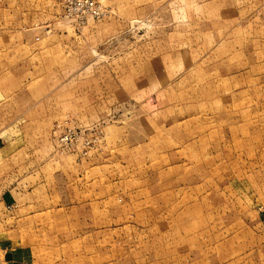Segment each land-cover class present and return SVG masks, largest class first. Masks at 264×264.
<instances>
[{
  "label": "rangeland",
  "instance_id": "374dc122",
  "mask_svg": "<svg viewBox=\"0 0 264 264\" xmlns=\"http://www.w3.org/2000/svg\"><path fill=\"white\" fill-rule=\"evenodd\" d=\"M99 1L0 0V190L62 208L28 264H264V0Z\"/></svg>",
  "mask_w": 264,
  "mask_h": 264
},
{
  "label": "crops",
  "instance_id": "0c3cea01",
  "mask_svg": "<svg viewBox=\"0 0 264 264\" xmlns=\"http://www.w3.org/2000/svg\"><path fill=\"white\" fill-rule=\"evenodd\" d=\"M44 1V0H43ZM37 2V1H36ZM27 6L24 9H31L38 6L37 3L26 4ZM43 4H41V7ZM23 9V8H22ZM29 9V11L31 10ZM13 10V7L11 8ZM29 11H27V18H29ZM25 13V14H26ZM1 14V13H0ZM2 16L0 15V32L8 31L10 32H18V29L27 30L26 27H17L14 20V17L11 16L8 18L9 24L6 27L5 20H2ZM5 19V18H4ZM15 50H22L30 52L29 55L23 56L21 66L24 65L25 72H30L33 69L31 65V52L32 49L28 45V43H15L13 44ZM3 47V46H0ZM5 47L9 49L10 44H6ZM1 48L0 50H2ZM30 78V77H29ZM28 79V76L25 78ZM3 96H0V104L3 103ZM1 110V108H0ZM1 115V112H0ZM2 126V124L0 123ZM0 126V129H1ZM1 142V141H0ZM2 143H4L2 141ZM2 145V144H1ZM1 162V159H0ZM5 174H18L15 170L6 172ZM21 174H27L21 173ZM53 175V174H51ZM31 185V186H30ZM29 187H9L4 190H0V250H3L5 253V263L4 264H28L34 257H37L36 251H32L31 247L27 245L26 234L28 230L32 228V224L30 220L38 217L41 218L43 214H46L50 210H61L60 200L58 194L56 196H52L53 199L58 198L55 204H51V196L48 187V183L45 182V177L43 175L37 176L34 178L32 184ZM12 205V209L8 210L7 206ZM31 241V240H30ZM33 241V240H32ZM1 252V251H0ZM46 255L41 253V257L44 258Z\"/></svg>",
  "mask_w": 264,
  "mask_h": 264
},
{
  "label": "built area",
  "instance_id": "2783aa9c",
  "mask_svg": "<svg viewBox=\"0 0 264 264\" xmlns=\"http://www.w3.org/2000/svg\"><path fill=\"white\" fill-rule=\"evenodd\" d=\"M66 2L67 14L72 13L78 21V26L85 23L88 18L98 19L106 13V7L99 0H62ZM1 264V260H0Z\"/></svg>",
  "mask_w": 264,
  "mask_h": 264
}]
</instances>
